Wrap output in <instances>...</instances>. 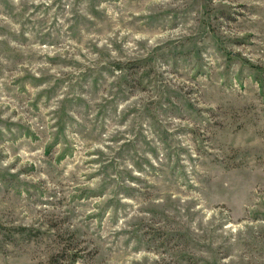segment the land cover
<instances>
[{
	"label": "rangeland",
	"instance_id": "rangeland-1",
	"mask_svg": "<svg viewBox=\"0 0 264 264\" xmlns=\"http://www.w3.org/2000/svg\"><path fill=\"white\" fill-rule=\"evenodd\" d=\"M0 264H264V0H0Z\"/></svg>",
	"mask_w": 264,
	"mask_h": 264
}]
</instances>
